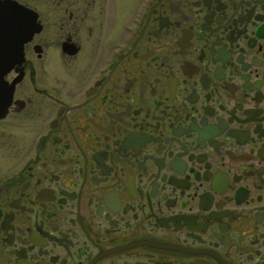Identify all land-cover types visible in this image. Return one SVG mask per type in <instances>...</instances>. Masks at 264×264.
Here are the masks:
<instances>
[{"label":"flooded vegetation","instance_id":"1","mask_svg":"<svg viewBox=\"0 0 264 264\" xmlns=\"http://www.w3.org/2000/svg\"><path fill=\"white\" fill-rule=\"evenodd\" d=\"M16 1L0 264H264V0Z\"/></svg>","mask_w":264,"mask_h":264},{"label":"water","instance_id":"2","mask_svg":"<svg viewBox=\"0 0 264 264\" xmlns=\"http://www.w3.org/2000/svg\"><path fill=\"white\" fill-rule=\"evenodd\" d=\"M37 27L35 11L16 0H0V80Z\"/></svg>","mask_w":264,"mask_h":264}]
</instances>
